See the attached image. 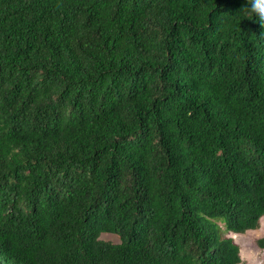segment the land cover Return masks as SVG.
Segmentation results:
<instances>
[{
  "label": "trees",
  "instance_id": "trees-1",
  "mask_svg": "<svg viewBox=\"0 0 264 264\" xmlns=\"http://www.w3.org/2000/svg\"><path fill=\"white\" fill-rule=\"evenodd\" d=\"M246 8L0 0V264L241 263L221 222L264 215V25Z\"/></svg>",
  "mask_w": 264,
  "mask_h": 264
},
{
  "label": "rangeland",
  "instance_id": "rangeland-1",
  "mask_svg": "<svg viewBox=\"0 0 264 264\" xmlns=\"http://www.w3.org/2000/svg\"><path fill=\"white\" fill-rule=\"evenodd\" d=\"M223 227V237L232 236L240 246L242 261L240 264H264V248H261L257 241L264 236V215L260 219L259 226L245 232L235 233L227 232L225 224L221 222ZM104 240L114 243L120 242L119 235L110 232H104L101 235Z\"/></svg>",
  "mask_w": 264,
  "mask_h": 264
},
{
  "label": "clouds",
  "instance_id": "clouds-1",
  "mask_svg": "<svg viewBox=\"0 0 264 264\" xmlns=\"http://www.w3.org/2000/svg\"><path fill=\"white\" fill-rule=\"evenodd\" d=\"M245 11L249 18H254L264 25V0H247Z\"/></svg>",
  "mask_w": 264,
  "mask_h": 264
}]
</instances>
